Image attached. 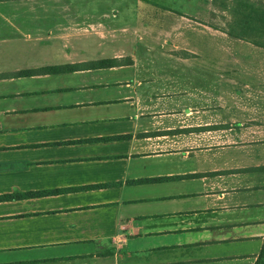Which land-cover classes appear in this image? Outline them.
<instances>
[{"label": "crops", "instance_id": "1", "mask_svg": "<svg viewBox=\"0 0 264 264\" xmlns=\"http://www.w3.org/2000/svg\"><path fill=\"white\" fill-rule=\"evenodd\" d=\"M81 1L0 0V264H254L264 94L242 92L264 81V64L214 65L210 49L190 61V48L145 42L162 20L117 31L116 18H85ZM168 1L135 0L171 22L211 2ZM29 4L74 16L7 10Z\"/></svg>", "mask_w": 264, "mask_h": 264}, {"label": "rangeland", "instance_id": "2", "mask_svg": "<svg viewBox=\"0 0 264 264\" xmlns=\"http://www.w3.org/2000/svg\"><path fill=\"white\" fill-rule=\"evenodd\" d=\"M250 1L255 9H260L262 12H264V0ZM152 3H163V5L168 6L170 1L153 0ZM234 6V0H211L209 6L203 7L201 9L198 8L199 12H193L195 13L194 16L196 18H188V20L186 19L187 17H184L185 19H180L179 21L174 22L169 21L168 18L179 17H176L175 14H170L171 11L168 8H160V11H157V13L155 12L156 9L153 7L143 4L141 6V4H138L135 2V0H83L78 4L77 9L80 12L82 11L83 13H87L85 18H116L113 19L112 22H114L116 25L115 27L117 31L122 30V23L127 21L129 22L130 26L141 25L140 23L136 22L135 18H157L162 20V22H160V30L164 32L173 30V33H157L155 37L151 39L153 41L147 39L145 42L154 47L163 46L168 49L190 48L197 54L193 56L194 60L190 61H204V50L210 49L211 55L209 56L210 60L208 61L212 62L214 65H219L220 63H226L228 61L235 62V59L238 57L244 59V61L246 60L247 62L251 61H248V59L245 58H259L260 63L264 64V53H259V55H251L246 51V49L256 46L249 43L248 41L236 39V36L244 35L251 37L255 33L253 32L248 34L244 25L242 29L239 28V24L235 21V18H240V16L234 15L232 12ZM45 9L47 13H45ZM7 10H15L14 13L20 14L19 18H72L74 16L72 12L60 13L58 7L51 5L44 7L43 5L29 4L23 5L16 9L7 8ZM31 10L35 12V14H32V16H30L29 13ZM185 11L187 12V9ZM138 15H141V17ZM130 18H133L134 20ZM41 24H43V21ZM227 34H232L235 37L228 36ZM260 41L263 42V37L260 38ZM242 52H244V54H242ZM177 56L181 58V54L176 56L151 54L147 56V59L151 61L182 62V59H176ZM27 57H35V59L37 58V56ZM57 57L58 56L51 55V62H55L58 59ZM206 57L208 58V56ZM22 59L23 58H20V60ZM242 93L245 96L256 93L263 95L264 81L261 80L257 87L244 88Z\"/></svg>", "mask_w": 264, "mask_h": 264}, {"label": "trees", "instance_id": "3", "mask_svg": "<svg viewBox=\"0 0 264 264\" xmlns=\"http://www.w3.org/2000/svg\"><path fill=\"white\" fill-rule=\"evenodd\" d=\"M235 6L232 10L234 15H239L240 18H235V21L239 24V28L242 29L243 25L246 29V32L249 33H255L251 37L247 36H236V39L239 40H245L249 43L253 44L256 47H259L261 49H264V12H262L260 9H255L253 5L251 4L250 0H234ZM255 15V17H254ZM228 36H233L232 34H227ZM235 37V36H233ZM263 37V42L260 41V38ZM117 62L116 60H101L97 63H94L93 65H104V64H111ZM69 66L65 67H53V68H45L40 71L46 72H56L58 70H69ZM33 73V71H23L19 72L16 75L23 76V75H30ZM120 137L113 138V139H119ZM254 264H264V240L262 243L261 250L254 262Z\"/></svg>", "mask_w": 264, "mask_h": 264}]
</instances>
